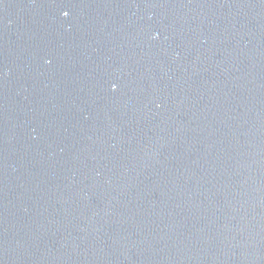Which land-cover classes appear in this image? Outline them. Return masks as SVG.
I'll use <instances>...</instances> for the list:
<instances>
[{
  "label": "water",
  "instance_id": "95a60500",
  "mask_svg": "<svg viewBox=\"0 0 264 264\" xmlns=\"http://www.w3.org/2000/svg\"><path fill=\"white\" fill-rule=\"evenodd\" d=\"M0 264H264V0H0Z\"/></svg>",
  "mask_w": 264,
  "mask_h": 264
}]
</instances>
